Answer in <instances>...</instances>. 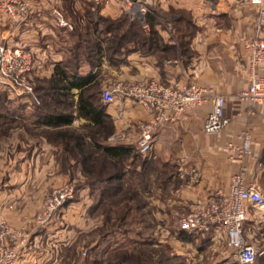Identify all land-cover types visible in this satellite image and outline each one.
I'll return each mask as SVG.
<instances>
[{
  "label": "crops",
  "instance_id": "1",
  "mask_svg": "<svg viewBox=\"0 0 264 264\" xmlns=\"http://www.w3.org/2000/svg\"><path fill=\"white\" fill-rule=\"evenodd\" d=\"M155 2V7L164 14L183 11L192 18L195 32L189 38L188 57L163 58L167 52L162 50V61H158L150 51L133 49L127 56L126 66L102 65L94 72L96 80L105 89L120 81L133 84L155 80L174 89L196 84L225 98V116L229 124L218 134H203L202 111L188 113L176 122L160 127L154 134L152 151L155 157L174 170L166 180L174 186L175 199L171 206L189 208L191 212L210 198L228 195L232 178L243 170L245 183H254L264 196V103L242 104L235 98L248 83L243 43L256 36L264 38V30L256 32L257 6L250 0ZM176 18L172 16V19ZM52 29L61 31L53 17L44 15L38 3L25 24L16 26L0 17V41L29 50L35 61L33 73L46 70L48 76L65 56L54 49L55 32ZM158 34L160 44L172 48L179 45L174 33L163 30ZM260 68L264 74V64ZM82 72H87V68L84 67ZM18 100L26 102L22 98ZM106 113L115 128L116 139L110 145H125L136 150L141 125L151 119L150 112L132 100L118 97L106 107ZM36 120L33 113L0 115V222L18 228L39 211L35 201L42 198L44 191L67 180V176L58 172L54 147L39 135V131L47 127L37 124ZM245 133L250 137V154L240 162L233 161L230 158L233 150L228 145L240 147ZM157 191L161 193L162 187L159 186ZM158 204L162 209V202ZM251 209L255 208L247 207L243 236L262 253L255 264H264V221H258L261 217L264 220V212L257 215ZM167 214L165 209L163 215ZM258 224L261 225L258 227ZM251 231H256L258 236L252 237ZM211 241L215 247L220 241L227 243L223 229H213ZM218 254L223 260L221 264H230L229 256L221 251ZM23 256L24 259L12 264H30L29 261L40 264V259L31 251Z\"/></svg>",
  "mask_w": 264,
  "mask_h": 264
},
{
  "label": "rangeland",
  "instance_id": "2",
  "mask_svg": "<svg viewBox=\"0 0 264 264\" xmlns=\"http://www.w3.org/2000/svg\"><path fill=\"white\" fill-rule=\"evenodd\" d=\"M155 1L153 0L148 9L161 13L160 23L154 29L157 32L164 30L173 34V19L162 18V11L155 7ZM36 3L41 6L44 15L50 18L51 10L58 9L74 29L87 14L93 24L97 22L94 28L98 31L97 37L101 39L103 49L100 66H126L128 54L133 49H141L138 45L128 44L125 53L113 56L108 51L110 44L107 39L110 36L105 34L110 22L127 16L131 22L139 21L144 32L149 31V26L144 25V21L131 18L132 12L121 0H37ZM97 17H102V20ZM54 32V49L64 55L72 44L68 36L71 33ZM90 44L93 45V40ZM155 58L160 61L162 55H155ZM49 77L46 70L42 73L35 72L32 73L30 82L33 87L42 85ZM103 90L105 87L99 86L96 95ZM72 94L71 101L76 104L78 92L73 91ZM18 101L17 97L0 90V115L6 112H34L30 103ZM65 102L57 104L47 100L43 104L41 102L40 107L45 113L69 114L70 111H75L69 110V101ZM106 123L104 127H95L85 119L74 117L69 126L39 131V135L45 137L54 147L58 172L67 176V180L44 191L42 198L35 201L39 205L38 210L41 209L46 195L63 185L69 184L73 187L74 198L55 213L45 227H36L34 224L39 211L33 213L27 224L19 226L29 233L31 239L23 255L33 252L40 259V264H93L94 261L96 264H221L223 260L219 259L218 254L221 251L232 262V250L224 241H220L218 247H215L211 237L189 235L186 240L179 239L182 231L178 228L177 219L180 215L189 213V208L180 206L177 209V206H171L175 199L174 186L167 184L166 180L174 170L164 166L161 159L155 157L152 149L148 155L142 156L132 147V154L122 160L125 174L121 182H114L112 189L109 187L103 196H100L98 184L97 188L90 187L92 178L96 179L101 174L102 163L107 161L108 165H112L110 159L105 158L97 147V144L110 145L116 139L113 120L112 128L109 121ZM77 137L82 138L81 148L75 146L74 140ZM66 146L72 151L70 155L66 152ZM81 150L89 157L87 163L95 168V173L91 176L84 175L80 170ZM143 161L151 163L146 176L140 174ZM159 186L162 187L161 193L157 191ZM98 200L101 204L95 205ZM159 202H162V209L159 208ZM164 207L168 212L165 216ZM251 210L259 215L264 212V207ZM262 218L258 221H264ZM250 234L254 238L258 236L256 231H251ZM23 255L21 259H24ZM29 262L34 264L36 261Z\"/></svg>",
  "mask_w": 264,
  "mask_h": 264
},
{
  "label": "built area",
  "instance_id": "3",
  "mask_svg": "<svg viewBox=\"0 0 264 264\" xmlns=\"http://www.w3.org/2000/svg\"><path fill=\"white\" fill-rule=\"evenodd\" d=\"M37 0H0V17L19 26L25 24L33 14ZM132 12L131 18L144 21L153 0H121ZM257 6L256 32L264 30V0H250ZM51 15L57 27L67 32L73 26L65 20L58 9H52ZM243 51L247 57L248 83L236 95L238 103L259 105L264 103V38L258 36L247 39L243 43ZM35 61L32 53L23 47L9 46L0 41V90L28 103L38 100L33 93L30 77ZM125 98L150 112L151 119L142 124L136 142V151L146 156L152 149L156 131L170 123H174L188 113L203 112L201 131L206 136L216 135L224 130L229 119L225 116L226 100L215 95L211 89L196 84L181 89L165 87L155 80L137 83L116 82L112 87L102 91L101 98L105 105L114 103L116 98ZM242 145L234 148L230 157L240 162L250 154V137H241ZM74 198V189L66 184L51 190L45 197L41 209L37 213L34 224L43 228L54 214L64 208ZM247 207L262 209L264 196L254 183H245L244 170L232 178L230 193L218 195L206 200L198 209L182 214L177 219L180 231L187 234L206 236L213 229L221 228L225 232L227 245L233 253L230 264H255L262 255L253 245L247 243L243 236V226L247 220ZM30 235L24 228L14 227L5 221L0 222V264H12L19 260L30 243Z\"/></svg>",
  "mask_w": 264,
  "mask_h": 264
},
{
  "label": "trees",
  "instance_id": "4",
  "mask_svg": "<svg viewBox=\"0 0 264 264\" xmlns=\"http://www.w3.org/2000/svg\"><path fill=\"white\" fill-rule=\"evenodd\" d=\"M87 15L80 21L76 29L73 28V33L70 32L71 34L68 35L72 44L66 49L63 60L54 65L51 76L44 84L34 85L33 87L34 96L39 102L38 104L34 101L31 103V107H33L34 110L33 114L37 119V124L39 123L47 128H60L71 125L74 117H76L87 120L95 127H104V125L107 124L106 122L109 121L112 128V119L106 113V107L102 103V92L96 95L100 82L96 80L94 72L100 68V58L103 52L102 42L101 39L97 37L98 31L95 29L97 22L93 24L90 19L91 17ZM160 15V12L154 10H149L146 13L144 16V25L149 26L148 32L143 31V25L139 21L135 20L131 22L127 16L110 22V26L105 29V34L110 36V38L107 39L110 44L108 51L111 52L113 56H117L124 52L126 45L133 44L138 45L139 48H141L140 50L146 52L150 51L154 55H162V50L166 51L167 53L163 58H172L177 55L188 57L189 38L195 32L192 18L188 13L183 11L172 12L169 15L162 13V18H165V20L172 19L173 15L177 17L171 21L175 26L173 37L178 41L179 45L176 48H172L162 45V42L160 44L161 40L159 34L154 29L155 25L158 24V22L160 23ZM97 19L102 20V17H97ZM60 30L67 33L64 29ZM92 40L93 45L90 44ZM84 67L87 68V72L85 73L82 72ZM73 91L78 92L76 104H73V101H71ZM47 100L57 104L69 101V110L74 109L75 111H70L69 114L45 113L42 111L40 105L41 102L43 104L47 102ZM108 135L109 134H107V136ZM107 136L105 138H107ZM74 141L76 148H81L82 138L77 137ZM50 142L53 143V141ZM97 147L105 158L110 159V164H112L108 165L107 161L103 162L101 165V174L99 177H96V179L92 178L89 184L91 188H97L98 184L101 191L100 196H103L108 191L109 187L112 189V184L114 182H121L125 174L124 170H122V160L132 154L133 148L125 145L100 144H97ZM66 152L68 155L72 153L71 149L67 146ZM81 153L82 160L80 163V170L84 175L91 176V174L95 173V168L87 163L89 157L85 152L81 150ZM67 160H69V158ZM150 165L151 163L149 161H143L140 174L146 176ZM112 195H114V193ZM97 204H101L99 200L95 205ZM189 235L202 236L200 234H187L181 232L179 239L186 240ZM202 237H211V234ZM93 264H96V261H94Z\"/></svg>",
  "mask_w": 264,
  "mask_h": 264
}]
</instances>
